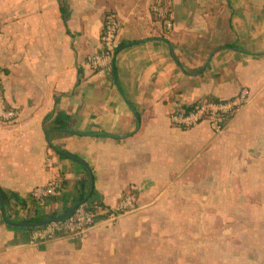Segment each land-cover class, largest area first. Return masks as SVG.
Instances as JSON below:
<instances>
[{"label":"crops","instance_id":"0c3cea01","mask_svg":"<svg viewBox=\"0 0 264 264\" xmlns=\"http://www.w3.org/2000/svg\"><path fill=\"white\" fill-rule=\"evenodd\" d=\"M151 4L0 0V78L20 109L0 122V264H264V0H172L170 31ZM109 13L120 48L94 71ZM243 88L219 133L170 123ZM56 178L55 198H31ZM129 192L134 207L85 238L31 244L10 224L82 197L112 210Z\"/></svg>","mask_w":264,"mask_h":264},{"label":"built area","instance_id":"2783aa9c","mask_svg":"<svg viewBox=\"0 0 264 264\" xmlns=\"http://www.w3.org/2000/svg\"><path fill=\"white\" fill-rule=\"evenodd\" d=\"M172 0H152L150 12L164 31L172 29ZM119 22L114 13L104 18L101 31L100 51L89 58L88 65L94 71L107 70L112 67L120 44L118 41ZM250 92L241 89L235 96L226 100H202L186 109H179L170 115V123L179 128H191L201 122H206L210 128L219 133L224 125L235 113L248 102ZM20 115V109L6 102L4 88L0 78V122L12 123ZM45 166L52 167L51 153L46 156ZM61 181L56 178L44 186H37L31 191V198L43 203L47 199L55 198L60 190ZM134 195L129 192L122 196L115 209L93 212L85 202H79L74 212L59 221H51L45 226L33 227L30 230V243L38 244L54 237L85 238L88 232L100 221L115 223L125 212L134 207Z\"/></svg>","mask_w":264,"mask_h":264},{"label":"water","instance_id":"95a60500","mask_svg":"<svg viewBox=\"0 0 264 264\" xmlns=\"http://www.w3.org/2000/svg\"><path fill=\"white\" fill-rule=\"evenodd\" d=\"M59 154L69 158L70 160H73V161L81 164L82 166H86L85 163L83 161H81L80 159L69 156V155L64 154L62 152H59ZM78 204L79 203L74 204L73 206L68 208L65 212H63L60 216L53 218V219L44 220L40 223H10V224L14 227H20V228H33V227H37V226H45L46 224H48L51 221H59V220H62L64 218L70 216L74 212V210L77 208ZM0 206L3 207L1 195H0Z\"/></svg>","mask_w":264,"mask_h":264},{"label":"trees","instance_id":"16d2710c","mask_svg":"<svg viewBox=\"0 0 264 264\" xmlns=\"http://www.w3.org/2000/svg\"><path fill=\"white\" fill-rule=\"evenodd\" d=\"M62 10H63V6H62ZM49 132V131H48ZM49 200H51V199H47L46 201H49ZM45 201V202H46ZM82 201H85L88 205H89V207H90V209L93 211V212H95V213H97L99 210H102V209H104V207H102L99 203H97V204H94V203H92L91 201H89L88 199H85V197H82L80 200H78L76 203H79V202H82ZM75 204V203H74ZM68 209V207H64V208H62V210H60V211H52V212H50L48 215H46V216H40V215H36V216H34L32 219H30L29 220V222L30 223H40V222H42V221H44V220H48V219H53V218H56V217H58V216H60L63 212H65L66 210ZM32 228H30L29 230H31Z\"/></svg>","mask_w":264,"mask_h":264}]
</instances>
